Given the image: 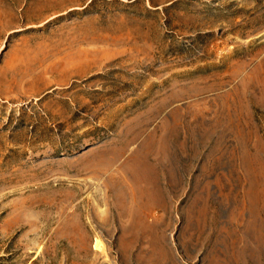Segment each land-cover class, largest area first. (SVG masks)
I'll return each instance as SVG.
<instances>
[{
    "label": "rangeland",
    "instance_id": "obj_1",
    "mask_svg": "<svg viewBox=\"0 0 264 264\" xmlns=\"http://www.w3.org/2000/svg\"><path fill=\"white\" fill-rule=\"evenodd\" d=\"M0 264H264V0H0Z\"/></svg>",
    "mask_w": 264,
    "mask_h": 264
},
{
    "label": "bare ground",
    "instance_id": "obj_2",
    "mask_svg": "<svg viewBox=\"0 0 264 264\" xmlns=\"http://www.w3.org/2000/svg\"><path fill=\"white\" fill-rule=\"evenodd\" d=\"M95 247L102 248V241L100 239H96L94 243Z\"/></svg>",
    "mask_w": 264,
    "mask_h": 264
}]
</instances>
